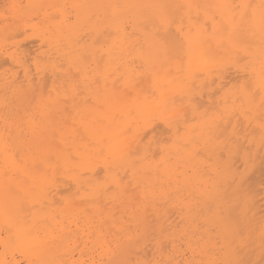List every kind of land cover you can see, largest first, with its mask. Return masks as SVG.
I'll list each match as a JSON object with an SVG mask.
<instances>
[{
    "label": "bare ground",
    "instance_id": "6f19581e",
    "mask_svg": "<svg viewBox=\"0 0 264 264\" xmlns=\"http://www.w3.org/2000/svg\"><path fill=\"white\" fill-rule=\"evenodd\" d=\"M27 1L36 8L47 2L55 5L40 8L43 27L28 25L18 15L13 18L17 29L0 26V37L5 39L8 34L19 37V29L28 27L38 34V49L30 59L19 52L20 47L0 44L1 69L9 62L21 70L0 77V264H34L41 259L56 264H118L149 260V256L167 260L169 252L161 251L159 243L162 231L165 236L170 235L167 232L178 236L177 243L186 240L185 252L190 256L183 247L173 251L172 258L217 260L220 246L208 244L213 236L209 234L205 243L201 238L206 232L195 230L202 223L196 219L200 208L215 210L216 221L203 218L211 228H220L217 238L221 237L223 248L219 249L225 252L219 251V259L237 260L243 254L235 242L241 249L247 247L233 238L232 227L242 226L236 232L243 235L252 224L250 236L260 229L258 225L264 227L263 199L260 196L258 207L255 196L248 195L251 191L242 189L244 178L231 189L243 162L233 175V165L230 169L228 159L229 166L222 163L221 153L216 154L219 150L227 157L243 154L247 166L243 167L250 172L263 158L259 85L264 36L258 21L264 0H74L79 4L72 16L58 9L67 0ZM236 5L254 6L255 22H249L247 10L230 7ZM54 8L60 20L47 13ZM28 47L26 43L24 49ZM85 55L86 61L81 59ZM237 60H246L242 78L248 80L238 91H224L232 80L220 69ZM141 66L143 72L135 71ZM133 77L137 87L129 98L121 89ZM246 87L256 92L255 97L244 96ZM216 91L223 93L214 99ZM155 118L162 120L168 137L162 138L165 131L161 136L155 132L144 143ZM241 119L246 126L239 133ZM60 177L69 182L66 189L71 185L67 197ZM124 177L131 184L123 182ZM58 179L61 185L56 184ZM163 200L174 205L177 223L172 221L174 215L171 219L167 215L170 207ZM222 200L230 206L225 226L219 224ZM155 205L169 207L168 213L161 216L162 207ZM231 205L242 208L239 219ZM150 231L159 236L152 254L143 248ZM193 231L204 234L203 244ZM198 241L202 245L197 246ZM252 241L248 238L244 243L251 246ZM249 256L240 258L250 262Z\"/></svg>",
    "mask_w": 264,
    "mask_h": 264
},
{
    "label": "rangeland",
    "instance_id": "374dc122",
    "mask_svg": "<svg viewBox=\"0 0 264 264\" xmlns=\"http://www.w3.org/2000/svg\"><path fill=\"white\" fill-rule=\"evenodd\" d=\"M48 4H49V3L47 2L45 5H41L42 7H37V8H36L35 6L30 5L29 2H28L27 0H0V26H8V27L16 28V29H17V27H19L18 21H15L13 18L15 17V15H18V16H19L20 18H22V19H27V21H29V22H28V25H31V24H32V25H37V27H43L44 24H43V22H41L42 17H43V12H42V10H41L40 8H43V7H51V6L55 5L54 3H53V4L51 3L50 5H48ZM58 4H59V3H58ZM77 4H79V1L67 0L66 3H63V5H58V9H59V8H63L64 11L66 10L65 13H66V14L68 13L67 15L72 16L73 13H74V10H75V6H77ZM9 5H16L17 7H16V8H8L7 6H9ZM56 9H57V8L50 9V10H48L47 13H48L49 15H50V14H51V15H58V16H57V20H60L61 15H60L59 13H57V14L55 13V10H56ZM69 12H70V13H69ZM71 12H72V13H71ZM38 13H39V14H38ZM38 16H39V17H38ZM31 20H32V21H31ZM35 20H36V22H34ZM8 22H9V23H8ZM39 23H40V25H39ZM19 30H20V31H19ZM19 30H18V31L20 32L19 34H20L21 37H20V36H19V37H16V35H15V36H14L15 38H14V37L12 38V37H10L11 34H8V35H7L8 38H7V36H6L7 41H6L5 37H0V44H1V46H6L7 48H11V47H13V48H18V47H20V48H18L19 52H23L25 55H27V58H26V59H28V58L30 59V57H33V56L35 55L34 52L37 51V49H38V47H37L38 34H37V32H36L35 30L32 29V27H28V28H26V29H19ZM29 30H30V31H29ZM18 31H16V34L18 33ZM26 31H27V32H26ZM17 35H18V34H17ZM172 35L175 36L174 31H173ZM9 37H10V38H9ZM11 38H12V39H11ZM31 40H32V41L34 40L35 42H34V41L32 42ZM29 42H31V43H29ZM26 43H27V47L29 46V47L27 48L28 50L24 49V48H26ZM32 43L34 44V46H35V45H36V46L34 47ZM20 44H21V46H20ZM7 45H8V46H7ZM22 45H25V46H22ZM10 46H11V47H10ZM32 46H33V47H32ZM21 47H23V48H21ZM30 47H31V49H30ZM20 50H21V51H20ZM43 50H45V49H43ZM32 51H33V53H32ZM30 53H32V54H30ZM29 54H30V56H29ZM178 59H179V58L177 57L175 60H178ZM10 64H11V63H9V62H8V64H4V65H7V66L2 67V69H1V66H2L3 64L0 66V77H4V76H7V75L9 76L10 74H12V72H18V71L20 72V71H21L19 68H16L17 66L14 65L15 67H13V64H11V65H10ZM30 64H31V65H30ZM245 64H246V60H244V61H242V63L240 62V63L238 64V65H239V66H238L239 68L230 67L229 70L226 71V73H225L226 76H227L229 79H230V76H231V80H232V81H231L227 86H225V90H224V91H226V90H230V91H238V90L241 88L243 82L246 83V81L248 80V78H247V77L244 78V79H247V80H244V79L242 78V77H245V75H246V74L242 71V70H245V69H244V68L246 67ZM28 65L31 67V66H32V62H29ZM32 68H33V66L31 67V69H32ZM7 70H8V71H7ZM235 71H237V73H236ZM241 71H242L243 73H242ZM239 72H240V73H239ZM232 73H233L234 75H233ZM242 74H243L244 76H241ZM232 75L235 76V78H233ZM236 75H237V76H238V75L240 76V77L238 76L239 80H236V79H237V76H236ZM240 78H242V79H240ZM47 79H48V78H47ZM233 79H234V80H233ZM243 80H244V81H243ZM236 81H237V82H236ZM238 82H239V83H238ZM234 83H235V84H234ZM237 83H238V84H237ZM232 85H235L237 89L234 88ZM237 85H238L239 87H238ZM213 87H214V86H213ZM232 87H233V88H232ZM49 89H50V87H48V89H46V91H49ZM215 89H216V88H214V90H215ZM234 89H235V90H234ZM216 92H218V91H216ZM216 92H215V93H216ZM218 93H219V92H218ZM220 93H221V92H220ZM220 93H219V94L216 93L217 96L214 97V99L217 98L219 95L221 96L223 92H222L221 94H220ZM220 96H219V97H220ZM178 100H179V99H178ZM180 101H181V100H180ZM214 101H215V100H214ZM181 103H182V102H181ZM177 104H180V102L178 101ZM207 105H208V104H207ZM207 107H208V106H207ZM215 110H216V109H214L213 111L215 112ZM239 118H241V117L238 116L237 119H239ZM241 120H242V119H241ZM159 121H160L161 124L159 123ZM155 122H158L159 125L156 124ZM240 123H243V124L240 125V126L238 125L239 128H237V129L239 130L240 128H242V131H243V128L246 126V124L244 123V120H242V122L239 120V123H238V124H240ZM154 124H156L158 128H157L156 125H154ZM160 125H161V126H160ZM153 126H154V127H153ZM242 126H244V127H242ZM155 127H156V128H155ZM161 127H162L163 129H162ZM150 128H151L152 130L154 129L155 131H153L152 133L150 132V131H152V130H148L149 132L147 131V133L145 132L146 134H148V136L146 137V140L144 141V143H145V142H148V141H149V138L151 139V137L153 136V134H154L155 132H156L157 134H160V136H161V134H162L164 131H165L164 133L166 134V129H165L164 123L162 122V120H160V119H158V118H155L154 121H153V124H152L149 128H147V129H150ZM159 128H160V129H159ZM249 128H250L249 130H251V127H249ZM147 129H146V130H147ZM158 129H159L160 131H161V130H162V131L160 132ZM244 129H245V128H244ZM157 130H158L160 133H159ZM230 131H231V128L228 130V132H226L225 137L228 138V133H229ZM240 132H241V130H239V133H240ZM149 133H151V134H149ZM164 133H163V134H164ZM254 133H255V132H254ZM256 133H257V132H256ZM242 134H243V133H241V134H239V135L242 136ZM154 135H156V134H154ZM253 135H255V134H253ZM256 135H258V134H256ZM150 136H151V137H150ZM158 136H159V135H158ZM158 136H157V138H158ZM163 137H166V138H167V137H168V134L163 135L162 138H163ZM225 137H224V138H220V141H223V140L225 139ZM227 138H226V139H227ZM233 141L235 142V139H234ZM233 141H232V142H233ZM246 146L248 147L247 144H246ZM246 146H245V147H246ZM247 147H246V148H247ZM246 148H245V149H246ZM262 150H263V151H262ZM262 150H261L260 155H261L263 158L260 157V158H262V160H259V161H260V164L258 163V165H257V166H256L251 172H250V170L248 171V169H247V171H245L247 166H246V164H245L246 162H245L244 159H243L244 156H243V157L241 156V155H243V154H239V156L233 154V155L235 156L234 158L232 157L233 155H229V157H227L226 155H224L225 152H224L223 150H219V152H217V154H216V156H218V153H221V155H223L222 157H225V158L227 157L226 159L221 157V158H222V161H223V159H224V161H223L222 163H225L227 159L230 161V162H229V161L227 160V162L229 163V165L231 164V165H230V169H232V167H231L232 165H233V167H234L233 170H235V172L232 170V173L234 172L233 175H234L235 173H238V168L241 166L240 169H239V173H241V174H239V173L236 174L237 176H239V177L237 178V180L235 179V177H237V176H236V175L234 176V179H235V182H236V183L234 182L235 184L231 186V189H232L233 187H235L236 184L238 185V184H239L238 182H240V180H241L242 178H244L245 181H247V182H245V181L243 182L245 185H244V184H241V185L244 186L242 189H244L245 193H248V190L251 191V193L249 192L250 194L248 193V195H249L250 197H252V198H253V195L255 196L254 199H255V198L257 199L256 202H257V206H258V207H260L261 205H264V198H263V197H264V195H263V194H264V177H263V175H264V165H263V164H264V155H263V154H264V149H262ZM203 156H204V155H203ZM216 156H215V157H216ZM237 156H238V157H237ZM204 157H205V156H204ZM204 157H203V158H204ZM231 157H232L233 159H232ZM205 158H207V157H205ZM218 158H220V155H219ZM236 158H238V159H236ZM216 159H217V158H216ZM219 160H221V159H219ZM235 160H236L238 163H235V164H234ZM212 161H213V160H212ZM212 161H211V162H212ZM219 162H220V161H219ZM227 162H226L225 164H227ZM239 162H243V163H242V164L240 163V164H241V165H240ZM262 162H263V163H262ZM212 163H213V162H212ZM232 163H233V164H232ZM220 164H221V163H220ZM225 164H224V165H225ZM244 164H245V165H244ZM261 164H262L263 166H262ZM227 165H228V164H227ZM229 165H228V166H229ZM239 165H240V166H239ZM243 165L246 166V167L244 168ZM237 166H239V167H237ZM235 167H237V169H236ZM260 168H261V169H260ZM100 169L102 170L101 167H100ZM243 169H244V171H243ZM259 169H260V170H259ZM255 170H256V171H255ZM257 170H258V171H257ZM261 170H262V177H261V172H260ZM242 172H243V173H242ZM253 172L255 173L256 176L254 175ZM257 172H258V173H257ZM252 174H253V175H252ZM257 174H258V175H257ZM246 175H247V176H246ZM251 175H252V176H251ZM242 176H243V177H242ZM248 176H249V177H248ZM250 176H251V177H250ZM257 177H258V179H255V178H257ZM58 178H59V177H58ZM60 178H61V177H60ZM239 178H241V179H239ZM247 178H248V179H247ZM126 179H127V180H126ZM244 179H243V180H244ZM246 179H247V180H246ZM56 180H57V179H56ZM58 180H59V179H58ZM60 180H62V178H61ZM60 180H59V181H56V184H57V185H58L59 183H60V185H61ZM64 180H65V179H64ZM64 180H62V186H64L63 188H65L66 184L69 183V182L66 181V180H65L66 182H64ZM256 181H257V182H256ZM260 181H262V182H260ZM67 182H68V183H67ZM123 182H125V183H126V182L130 183V179L127 178V177H126V178L124 177ZM249 182H250V183H249ZM254 182H255V183H254ZM128 183H127V184H128ZM246 183H247V184H246ZM252 183H254L253 186H252ZM256 183H257V184H256ZM261 183H262V184H261ZM130 184H131V183H130ZM130 184H129V189H130V188L133 189V186L130 185ZM249 184H251V187H250ZM60 185H59V186H60ZM70 186H71V185H68L67 188L70 189V188H71ZM69 187H70V188H69ZM246 187H247V188H246ZM255 187H257V188H255ZM260 187H261L262 189H259ZM59 188H62V187L60 186ZM63 188H62V189H63ZM62 189H61V190H62ZM65 189H66V188H65ZM68 189H66V190L68 191ZM251 189H252V190L254 189L253 193H252V190H251ZM63 190H64V189H63ZM256 190H262V191H259V192H260V193H259V192L256 191ZM67 191H66V193H64V191H63V193L65 194V195L63 194V196L67 197L68 195L72 194V192H71L72 190H71V189L69 190V193H68ZM129 191H130V190H129ZM132 191H134V190H132ZM255 191H256V192H255ZM134 192H135V191H134ZM134 192H132V193H134ZM60 193H61V192H60ZM135 193L137 194V192H135ZM255 193H259V194L257 195V194H255ZM61 195H62V194H61ZM256 195H257V197H256ZM262 195H263V196H262ZM258 196H259V197H258ZM260 196H261L262 199H263V201L260 200V204H261V205L258 203V202H259L258 200L261 199ZM233 197H234V196H233ZM233 197H232L231 199H233ZM185 198H186V197H185ZM231 199H230V200H231ZM234 199H236V198L234 197ZM234 199L231 200V201L233 202ZM224 200H227V198L224 199ZM224 200H222L221 203L219 204V205L221 206V208L219 209V212H218V213L221 214L220 216H223V218H222V217H221V218H222V220H223L224 222L221 220V221H220L221 223H219L220 225L222 224L221 226H225V225H227L226 220H227L228 217H229V216H228L229 213L226 212V211L229 209V207H230V206H229L230 203H232L231 201H230V202L228 201V200H229V198H228V200H227L228 202H227V203H228L229 205H228L227 203H226V204H222V202H224ZM236 200H237V199H236ZM236 200L234 201L236 204L233 203V204H235V205H237V204L239 203L238 200H237V201H236ZM163 201H164V200H163ZM171 201H172V200H171ZM171 201H170L169 203H171ZM187 201H188V199H187ZM158 202H159V203H158ZM158 202H157V203H158L157 205L161 204V203H160L161 201H158ZM165 202H166V201H164V204H165ZM225 202H226V201H225ZM225 202H224V203H225ZM237 202H238V203H237ZM262 202H263V204H262ZM254 203H255V202H254ZM166 204H167V206L170 207V209H169V207H167L169 210L166 209V208L164 207V206H166ZM166 204H165L164 206H161V205H163V204L160 205V206L162 207L161 210H160L161 216H163L164 213H168V212H169V214H167V215H169V216L171 215L170 219H171V218L173 217V215H174V219L172 218V221L175 220L176 223H177L178 221L176 220V219H177V215H176V210H175V208L173 207L174 205H171V204L168 205L167 202H166ZM221 204H222V205H221ZM255 204H256V203H255ZM258 204H259L260 206H259ZM170 205H171L172 207H171ZM210 205L212 206V207H211L212 209H213L214 206L216 207V205H214V206H213V204H210ZM210 205H208V206H210ZM225 205H226V206L228 205V207H226ZM155 206H156V205H155ZM160 206H159V207H160ZM238 206H239V205H238ZM156 207L159 208L158 206H156ZM215 207H214V208H215ZM225 207H226V209H225ZM232 207H233V205H231V208H230L231 210H233L235 206H234L233 208H232ZM163 208L166 209V210H164V211H166V212H163V211H162ZM211 208H208V209H211ZM222 208H223V209H222ZM260 208H262V210L260 209V211H261V214H260V215H264V211H263V210H264V206H263V207H260ZM172 209H173V210H172ZM215 209H216V208H215ZM241 209H242V208H240V207H238V208L236 207V208L234 209V210H235L234 213L237 212V213H236L237 215H236V214H235V215L237 216L238 219H239V215H238V214H239V212H241V211H240ZM158 210H159V209H158ZM167 210H168V212H167ZM170 210H172V212H170ZM199 210H201V213H203V212L205 211L204 209L202 210L201 208H200ZM238 210H239V211H238ZM161 211H162V212H161ZM173 211H174V212H173ZM206 211H207V210H206ZM209 211H211V210H209ZM213 211H215V210H212V211H211L212 213H210V212H208V211H207V212H204L205 215H204V213H203V214H202V215H203L202 217H201V213H199V214L197 213V215H199L198 217H196V219H198L197 222L200 221V222H198V223H201V222L203 223V222L205 221V219H204L205 217H206V218L213 217V214H215V212L213 213ZM216 211H217V209H216ZM148 212H149V213H147V214H149V221H151L150 215H152V214L150 213V210H149ZM254 212H255L254 210L251 211V212L249 213V214H250L249 217H252V215H253ZM152 213L154 214V212H152ZM222 213H225V214H222ZM207 214H210V215H207ZM226 214H227L228 217L225 216ZM233 215H234V214H233ZM208 216H209V217H208ZM236 216H235V217H236ZM152 217H153V215H152ZM154 217H155V214H154ZM199 217H201V218H199ZM203 217H204V218H203ZM225 217H226V218H225ZM213 218H214V217H213ZM224 218H225V219H224ZM153 219L155 220L156 217L153 218ZM153 219H152V220H153ZM200 219H204V221H203V220H200ZM248 219H250V221H251V218H248V216H247V221H248ZM154 220H153V221H154ZM178 220H179V219H178ZM194 220H195V219H194ZM156 221H157V220H156ZM156 221L154 222V225L157 223ZM175 221H174V222H175ZM214 221H216L215 218H214ZM234 221H235V220H234ZM197 222L195 223V221H193L192 225H193L194 223L197 224ZM176 223H175V224H176ZM202 223H201V224H197V227L195 226V227H196L195 230L200 231V230L202 229V232L204 231V232H206V233L203 232V233L205 234V235H204L202 232L199 233V232L197 231V232H198V233H197L196 231H193L192 234H195V233L197 234V235H196V234L194 235L195 238L198 239L199 241H201V239H202V240H204V242L208 239L207 243H208L209 240L211 239V242H209L208 244H210V243L212 244V243H216V242H217L216 244L223 248V246H221V244H223V243H221V242H222V241H221V240H222L221 237H220V239L217 238V236L219 235V233L217 234V232H220V228L218 229V230H219V231H218V230L215 228L216 226H214V227L212 226V228H211V226H210L209 224H207L206 221L204 222L205 225H204V223H203V225H202ZM223 223H225V224H223ZM151 224L153 225V223H151ZM182 224H185V225H186V222H183ZM195 224H194V225H195ZM238 225H239V224H238ZM180 226H183V225L180 224ZM199 226H200V227H199ZM251 226H252V224H251ZM251 226H249L248 229L245 228L246 231H244V233H243V235H244L245 237L242 235V233H240V234H241V235H240L238 232H236V231H239V229L242 228V226H239V229L237 228L238 226H234V227H232V228H234V229H233V238H235V240H240V241H241V244H242L244 247H247V248L241 249L242 246H240L239 244H237V241H236V242H235L236 245L239 246V247H237V248L240 250L241 254L244 255V256H243V255H241L240 253H238L239 251H238V249H237V250H236V251H237V257H239V255H241V256H243V258H244L245 255H246V258H248V257H250L249 255H251L252 258H251L250 264H255L254 262H256L257 264H259V262H260V264H262V262H264V259H263L264 257L262 258V256H264V252H263V250H264L263 242H264V241L262 242V240H264V239L261 240V238H260V237H262V233H261V232H262V227H261L262 225H258L260 229H258V228L256 227L258 230H257V229L252 230V231L254 232V233L252 232V233L254 234V236L251 235L252 238H250L251 236L249 235V234H251V232H250V231H251V228H250ZM202 227H204V229H203ZM253 227H254V226H252V228H253ZM179 228H180V227H179ZM200 228H201V229H200ZM214 228H215V229H214ZM222 228H223V227H222ZM230 228H231V227H230ZM254 228H255V227H254ZM180 229H181V228H180ZM180 229H179V230H180ZM199 229H200V230H199ZM207 229H208V230H207ZM225 229H226V228H225ZM177 230H178V228H177ZM205 230H206V231H205ZM214 230H216V231L214 232ZM234 230H235V233H234ZM240 230H241V229H240ZM243 230H244V229H242V231H243ZM256 230H257V231H256ZM155 231H156V230H155ZM255 231H256V232H255ZM194 232H195V233H194ZM208 232H210V233H208ZM249 232H250V233H249ZM150 233H151V234H150ZM153 233H154L155 235L157 234V233H155V232H153V231H150L149 234H148V236H150L151 238L149 237L148 239H146L145 245L143 246L144 250H145V248H146L147 251H146V250H145V251H146V252H150V254H152V253L154 252V250H155V247H153V248H151V247H152L153 245L155 246V244L157 243L155 239H157V236H158V235H156V237L153 238V237H152V236L154 235ZM167 233H169L170 235L172 234V233H170V232H167ZM236 233H238V234L236 235ZM255 233H257V234L255 235ZM152 234H153V235H152ZM164 234H166V233H164ZM177 234L179 235L178 232H177ZM192 234H191V235H192ZM200 234H201V235H200ZM202 234H203L204 236H202ZM209 234H210V237L213 236V237H216V238H213V237L210 238V237H209ZM234 234H235L237 237H235ZM259 234H260L261 236H260ZM167 235H168V234H167ZM172 235H173L174 238H177V237H178V236L175 237L174 234H172ZM172 235H171V236H172ZM175 235H176V232H175ZM201 236H202V238H201ZM207 236H208V237H207ZM219 236H220V235H219ZM219 236H218V237H219ZM206 237H207V239H206ZM238 237H239V238H238ZM158 238H159V236H158ZM200 238H201V239H200ZM204 238H205V239H204ZM209 238H210V239H209ZM244 238H245L246 240L249 238V241H250V240H251V241L253 240V241H252V242H253V243H252L253 245L251 244V246H249L250 244L244 243V241H245ZM151 239H153L154 241L151 240ZM218 239H219V240H218ZM254 239H255L256 241H255ZM148 240H149V241H148ZM214 240H215V242H214ZM217 240H218V241H217ZM233 240H234V239H233ZM150 241H151V242H150ZM157 241H158V239H157ZM185 241H186V240L183 239L182 242H178L180 245H179L178 243H177V245L181 246L182 249H183V247H184V249H183V250H184V253L186 254V256L189 257V256H190L189 253H186V252H188V251L186 250V246H184V243H186ZM199 241H198V242H199ZM254 241H255V242H254ZM153 242H155V243L153 244ZM201 242H202V244L204 243L203 241H201ZM242 242H243V243H242ZM205 243H206V242H205ZM218 243H219V244H218ZM254 243H255V244H254ZM149 244H151V245H149ZM202 244L199 242V243H197V246L202 245ZM245 244L248 245V246H245ZM256 244H257V245H256ZM234 245H235V244H234ZM236 245H235V247H236ZM261 245H262V246H261ZM219 246H217V247H219ZM253 246H254V247H253ZM257 246H261V247H257ZM166 247H167V246H166ZM166 247H165V248H166ZM209 247H211V246H209ZM220 247H219V248H220ZM252 247H253V248H252ZM256 247H257L258 249H256ZM219 248H218L217 251L215 252L216 256H215V254H213V255L215 256V259H217V257L221 258V255H222L221 253H224V252H225L224 249H222V248L219 249ZM242 248H243V247H242ZM251 248H252V249H251ZM150 249H151L153 252H151ZM208 249H209V248H208ZM248 249H249V250L251 249V251H249ZM255 249H256V250H255ZM149 250H150V251H149ZM164 250H165V251H164ZM164 250H163V251H164L166 254H167L168 252H169V253L171 252L170 254H169V253L167 254V255H169V257H171V258H172V255L175 254V253L173 252V250L171 251V248H169V247H168V250H167V248L164 249ZM220 250H221V251H224V252H221ZM258 250H259V251H258ZM185 251H186V252H185ZM219 251H220L221 253H220ZM248 251H249V253H247V254H248V255H247L246 252H248ZM172 252H173V253H172ZM210 253H211V252H210ZM219 253H220V256H219ZM244 253H245V254H244ZM258 254H261V255H258ZM148 255H149V254H148ZM175 256H176V255H175ZM214 256H213V257H214ZM241 256H240V257H241ZM77 257H78V255H77ZM173 257H174V256H173ZM198 257H199V256H197V259H196V260H198ZM240 257H239V258H240ZM260 257H261L262 261H259V260H261ZM148 258H149V260L152 259L150 256H149ZM219 258H218V259H219ZM239 258H237V260H240L242 257H241L240 259H239ZM243 258H242V259H243ZM246 258H244V260H245ZM174 259L177 260V256L174 257ZM218 259H217V260H218ZM242 259H241V260H242ZM248 259H250V258H248ZM199 260H203V261H204V259H202V258H200ZM213 260H214V259H213ZM219 260H220V259H219ZM221 260H222V259H221ZM177 261H178V260H177ZM247 261H248V260H247ZM257 261H258V262H257Z\"/></svg>",
    "mask_w": 264,
    "mask_h": 264
},
{
    "label": "snow or ice",
    "instance_id": "6c2138e0",
    "mask_svg": "<svg viewBox=\"0 0 264 264\" xmlns=\"http://www.w3.org/2000/svg\"><path fill=\"white\" fill-rule=\"evenodd\" d=\"M8 8H16V5H9ZM113 7H120V6H113ZM235 7L237 9H244L247 10L246 17L249 20V22H255L256 20V13L253 10L252 5H236V6H230ZM260 12H259V28L262 33V36H264V2L259 6ZM87 55L82 56V60H87ZM240 61L237 60L236 64H239ZM236 64L233 65H225L223 68L220 69L221 72L228 71L230 67L236 66ZM135 71L143 72V67H139ZM123 79V77H121ZM116 81H113V86L115 87ZM137 82L135 81V78L129 79L125 85L124 88L121 89V91L124 93V95L131 98L132 94L136 91ZM244 96L251 99L255 97L256 92H254L251 88H243L242 89ZM147 95H154L153 93H147ZM259 95H260V108H261V120H260V128H261V142L264 144V70L261 72V82L259 85ZM262 239H264V227H262ZM161 251L165 249V247L171 248L173 251H181L182 248L177 246V240L171 235L165 236L163 234V231L161 233V239L159 241ZM189 248H191V243H189ZM34 264H56L55 261L52 260H45L41 259L38 261H35ZM118 264H250V262L244 261V260H209V261H203V260H196L193 259H187L182 261H177L174 258H169L167 260L159 259V260H144V261H121L118 262ZM264 264V262H262Z\"/></svg>",
    "mask_w": 264,
    "mask_h": 264
}]
</instances>
